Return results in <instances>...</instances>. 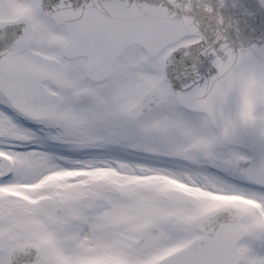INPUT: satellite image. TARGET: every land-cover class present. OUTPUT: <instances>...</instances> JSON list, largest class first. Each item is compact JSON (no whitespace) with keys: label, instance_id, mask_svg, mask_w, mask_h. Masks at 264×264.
<instances>
[{"label":"snow or ice","instance_id":"snow-or-ice-1","mask_svg":"<svg viewBox=\"0 0 264 264\" xmlns=\"http://www.w3.org/2000/svg\"><path fill=\"white\" fill-rule=\"evenodd\" d=\"M0 264H264V0H0Z\"/></svg>","mask_w":264,"mask_h":264}]
</instances>
